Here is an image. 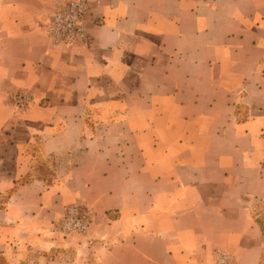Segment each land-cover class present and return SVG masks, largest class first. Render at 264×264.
<instances>
[{
	"label": "crops",
	"instance_id": "obj_1",
	"mask_svg": "<svg viewBox=\"0 0 264 264\" xmlns=\"http://www.w3.org/2000/svg\"><path fill=\"white\" fill-rule=\"evenodd\" d=\"M56 1L0 0V264H264V0Z\"/></svg>",
	"mask_w": 264,
	"mask_h": 264
},
{
	"label": "built area",
	"instance_id": "obj_2",
	"mask_svg": "<svg viewBox=\"0 0 264 264\" xmlns=\"http://www.w3.org/2000/svg\"><path fill=\"white\" fill-rule=\"evenodd\" d=\"M88 0H57L47 21V32L55 46L80 42L87 38V15L90 11ZM32 97L23 92L13 94L12 101L17 110L23 111ZM96 210L85 202L69 205L63 215L52 221L50 231L66 237L71 234H84L93 224ZM217 263L229 264L231 256L224 250L216 249Z\"/></svg>",
	"mask_w": 264,
	"mask_h": 264
},
{
	"label": "rangeland",
	"instance_id": "obj_3",
	"mask_svg": "<svg viewBox=\"0 0 264 264\" xmlns=\"http://www.w3.org/2000/svg\"><path fill=\"white\" fill-rule=\"evenodd\" d=\"M54 6V5H53ZM42 168V173H43V176L48 179V180H52L53 179V173L50 169V167L48 165H44L41 167ZM1 264H6L5 261H1Z\"/></svg>",
	"mask_w": 264,
	"mask_h": 264
}]
</instances>
